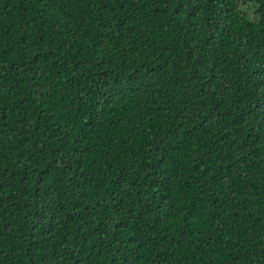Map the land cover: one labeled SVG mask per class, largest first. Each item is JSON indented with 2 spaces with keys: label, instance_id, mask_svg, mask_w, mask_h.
Listing matches in <instances>:
<instances>
[{
  "label": "trees",
  "instance_id": "trees-1",
  "mask_svg": "<svg viewBox=\"0 0 264 264\" xmlns=\"http://www.w3.org/2000/svg\"><path fill=\"white\" fill-rule=\"evenodd\" d=\"M0 264H264V0H0Z\"/></svg>",
  "mask_w": 264,
  "mask_h": 264
}]
</instances>
